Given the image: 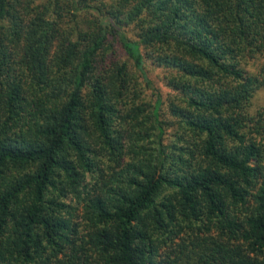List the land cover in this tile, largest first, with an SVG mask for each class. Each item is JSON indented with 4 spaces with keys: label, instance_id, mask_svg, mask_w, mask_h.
<instances>
[{
    "label": "trees",
    "instance_id": "obj_1",
    "mask_svg": "<svg viewBox=\"0 0 264 264\" xmlns=\"http://www.w3.org/2000/svg\"><path fill=\"white\" fill-rule=\"evenodd\" d=\"M259 88L264 0H0V264H264Z\"/></svg>",
    "mask_w": 264,
    "mask_h": 264
},
{
    "label": "rangeland",
    "instance_id": "obj_2",
    "mask_svg": "<svg viewBox=\"0 0 264 264\" xmlns=\"http://www.w3.org/2000/svg\"><path fill=\"white\" fill-rule=\"evenodd\" d=\"M149 74L148 77L151 78L154 85L160 90L162 97H166V93L168 89L163 85V82L160 79L161 71L159 69H154L149 67ZM257 108H264V88H259L255 92L252 98V106L251 109H257Z\"/></svg>",
    "mask_w": 264,
    "mask_h": 264
}]
</instances>
